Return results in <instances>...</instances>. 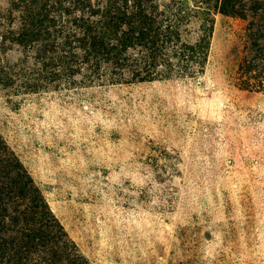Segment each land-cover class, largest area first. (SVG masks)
<instances>
[{"label": "rangeland", "instance_id": "rangeland-1", "mask_svg": "<svg viewBox=\"0 0 264 264\" xmlns=\"http://www.w3.org/2000/svg\"><path fill=\"white\" fill-rule=\"evenodd\" d=\"M21 1L0 0V133L88 264H264V57L245 59L264 0H187L194 24L214 19L203 70L130 83L105 62L98 82L64 69V13L3 43L25 30Z\"/></svg>", "mask_w": 264, "mask_h": 264}, {"label": "trees", "instance_id": "trees-1", "mask_svg": "<svg viewBox=\"0 0 264 264\" xmlns=\"http://www.w3.org/2000/svg\"><path fill=\"white\" fill-rule=\"evenodd\" d=\"M30 3H11V11L20 7L27 10L22 19L25 30L16 38L11 35L12 30L8 34L6 31L2 34L3 43H13L15 39L20 44L39 41L43 33L52 34L49 27L57 22L53 15L49 16L64 13L67 19L62 23L64 36L57 44V58L67 70L74 61L76 65L90 66L95 82L100 81L99 68L103 62L112 66L113 83L193 75L203 70L214 33L210 12L194 24L192 17L198 16L193 14L187 0L165 3L161 12L158 0H32ZM159 15H165L166 19L160 20ZM192 26L199 31L195 38L189 36ZM246 34L252 56L245 59L251 63L258 57L253 54L256 49L264 57V18L251 14ZM37 84L28 86L36 88ZM0 264H88L1 133Z\"/></svg>", "mask_w": 264, "mask_h": 264}]
</instances>
